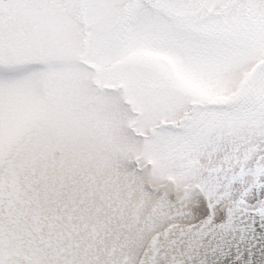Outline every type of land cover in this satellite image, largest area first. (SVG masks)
Masks as SVG:
<instances>
[{"label":"snow or ice","instance_id":"1","mask_svg":"<svg viewBox=\"0 0 264 264\" xmlns=\"http://www.w3.org/2000/svg\"><path fill=\"white\" fill-rule=\"evenodd\" d=\"M0 264H264V0H0Z\"/></svg>","mask_w":264,"mask_h":264}]
</instances>
